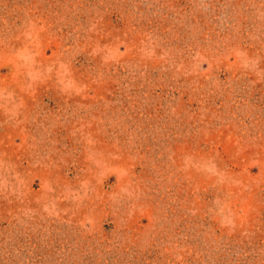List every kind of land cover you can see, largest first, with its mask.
<instances>
[{"label":"rangeland","instance_id":"374dc122","mask_svg":"<svg viewBox=\"0 0 264 264\" xmlns=\"http://www.w3.org/2000/svg\"><path fill=\"white\" fill-rule=\"evenodd\" d=\"M0 264H264V0H0Z\"/></svg>","mask_w":264,"mask_h":264}]
</instances>
